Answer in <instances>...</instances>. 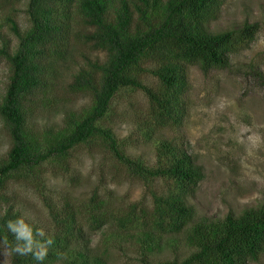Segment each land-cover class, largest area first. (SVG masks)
Here are the masks:
<instances>
[{
    "label": "trees",
    "instance_id": "obj_1",
    "mask_svg": "<svg viewBox=\"0 0 264 264\" xmlns=\"http://www.w3.org/2000/svg\"><path fill=\"white\" fill-rule=\"evenodd\" d=\"M224 0H30V26L19 33V44L10 53L9 80L0 99V117L11 138L0 157V254L7 247L10 264H107V258L91 247V233L109 220L107 202L95 189L87 202L67 197L57 203L43 196L51 226L41 229L22 217L7 195L14 176H39L47 163L68 165L71 151L99 138L101 144L131 175L141 180L151 197V206L135 202L116 214V223L139 243L140 261L153 264L148 254L161 247L166 236L182 234L193 251L183 259L155 264H249L264 253V201L239 214L223 218L197 217L187 196L203 178L192 154L173 139L160 141L156 163L130 155L126 143L101 122L110 113L117 95L127 89L142 91L149 101V117L158 127H174L184 116L187 67L198 65L204 72L230 65L233 52L247 46L258 23L213 33L206 27ZM80 17L76 35L102 61L84 54L86 64L73 76V91L89 93L91 104L81 112H68L63 124L35 130L29 122L30 105L39 89L48 86L53 69L70 43L72 17ZM16 26V24H14ZM16 32H18L16 28ZM69 46V45H68ZM255 67L254 65H251ZM252 73L259 81L258 67ZM156 86L145 82L146 76ZM67 163V164H66ZM69 166L66 168V170ZM37 175V176H35ZM156 179L172 181L177 192L164 195L151 186ZM38 178V183L43 185ZM42 188V187H40ZM23 220L32 229L34 242L46 244L45 259L19 255L15 234L8 223ZM49 228V229H48ZM43 231L44 235H39ZM169 243V242H165ZM35 251V248H34Z\"/></svg>",
    "mask_w": 264,
    "mask_h": 264
},
{
    "label": "rangeland",
    "instance_id": "obj_2",
    "mask_svg": "<svg viewBox=\"0 0 264 264\" xmlns=\"http://www.w3.org/2000/svg\"><path fill=\"white\" fill-rule=\"evenodd\" d=\"M29 1L0 0V50L13 53L19 44L18 34L29 28ZM71 21L69 46L53 63V69L50 68L48 86L39 89L29 103V122L35 130L58 128L68 112H81L92 101L89 93L73 91L70 84L77 70L86 64L84 54L102 61L104 53L89 49L76 35L83 29L77 12ZM246 22L258 23V31L247 46L231 54L229 66L208 72L198 65L187 67L185 108L180 125L156 126L148 114L147 96L131 89L117 95L110 113L101 122L126 143L130 155L150 164L156 163L161 140L173 139L182 144L204 174L187 196L199 218L217 219L228 213L239 214L264 201V81L254 76L251 66L261 70L264 80V0H224L206 27L218 33ZM8 80L9 61L0 53V99ZM144 80L151 86L157 84L150 75ZM10 144L11 138L0 117V157L6 155ZM37 174L44 181L43 185L30 174L16 175L9 183L7 195L21 210L23 218L34 221L43 230L50 228L51 219L43 196L59 204L67 197L82 203L97 189L107 202L109 220L104 227L90 232L93 251L103 254L107 264H143L139 243L118 226L116 214L135 202L150 207V194L146 185L131 175L99 138L74 148L65 167L58 162L47 163ZM151 186L164 195L177 192L172 181L156 179ZM192 251L182 234H174L166 236L161 247L148 257L155 264L183 259ZM0 264H10L5 246ZM249 264H264V253Z\"/></svg>",
    "mask_w": 264,
    "mask_h": 264
},
{
    "label": "clouds",
    "instance_id": "obj_3",
    "mask_svg": "<svg viewBox=\"0 0 264 264\" xmlns=\"http://www.w3.org/2000/svg\"><path fill=\"white\" fill-rule=\"evenodd\" d=\"M9 230L15 234L17 241H23V244H17L14 249L19 255L33 254V258L37 261H43L47 255V246L52 243L51 239L47 240L46 244L34 242L32 229L22 219L16 222L8 223ZM43 236V231L39 232ZM35 248V251H34Z\"/></svg>",
    "mask_w": 264,
    "mask_h": 264
}]
</instances>
